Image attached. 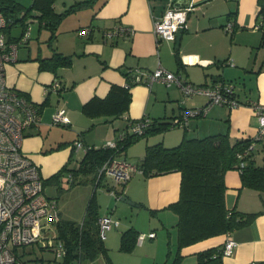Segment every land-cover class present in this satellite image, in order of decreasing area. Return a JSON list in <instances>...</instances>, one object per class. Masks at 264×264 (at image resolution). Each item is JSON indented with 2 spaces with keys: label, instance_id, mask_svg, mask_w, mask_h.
Segmentation results:
<instances>
[{
  "label": "crops",
  "instance_id": "1",
  "mask_svg": "<svg viewBox=\"0 0 264 264\" xmlns=\"http://www.w3.org/2000/svg\"><path fill=\"white\" fill-rule=\"evenodd\" d=\"M80 1L85 0H55L53 8L62 13ZM174 4L191 6L178 45L180 66L176 61L175 41L158 42L153 31L154 18ZM258 9L257 0H91L62 17L57 25V35L50 41L51 30L41 25L36 11H31L30 18L40 24L37 32L40 41L35 47L28 45L30 28V38L21 45L28 48L21 53L18 50L16 61L5 66L6 81L10 86L27 93L38 106L46 99L48 101L40 111L38 124L27 129L23 150L38 164L44 179L68 162L67 170L59 176L62 179L71 169L73 160L79 165L87 147L115 142L128 124V118L152 120L165 116L171 120L185 109L207 102L205 95L183 99L181 89L174 82L153 81L148 85L142 81L131 87V101L123 115H86L82 105L91 97L103 98L111 84L126 83L123 71L129 72L133 80L140 71L144 79L148 72L162 66L201 85L238 77L244 81V87L236 90L242 103L250 99L264 102V54H259L260 57L256 54L253 61L251 58V48L259 44L264 32V18L258 16ZM228 22L233 24L230 33L224 28ZM121 25L131 26L133 32L126 35L108 33ZM82 28H88V32L80 33ZM54 50L71 55V65L58 67L55 71L40 69L39 59L51 56ZM194 69L201 71V78L193 76ZM54 80L61 84V89L51 88ZM61 107L69 122L53 124L52 115ZM119 119L124 122L121 128L117 123ZM225 131L232 139L252 137L257 131L253 109L246 103L233 108L213 105L205 115L190 117L186 130L191 137ZM156 134L152 137L154 141L147 142L145 147L160 141L173 146L183 137L180 130ZM76 140L82 141V148L74 147ZM252 153L257 164H264V140L255 143ZM140 154L139 162L144 153ZM59 178L49 181L56 183ZM225 182L227 207L259 213L250 223L231 231L235 246L231 255L222 258V264H264V191L242 187L240 171L235 168L226 171ZM179 184L178 171L146 177L139 170L125 183L124 195L151 213L158 211L160 217L168 215L174 226L177 215L166 213L164 209L178 199ZM151 231L156 237V231L150 229L148 232ZM226 236L225 233L215 235L182 248L183 262L196 264V252L222 245Z\"/></svg>",
  "mask_w": 264,
  "mask_h": 264
},
{
  "label": "trees",
  "instance_id": "2",
  "mask_svg": "<svg viewBox=\"0 0 264 264\" xmlns=\"http://www.w3.org/2000/svg\"><path fill=\"white\" fill-rule=\"evenodd\" d=\"M54 1L31 0L29 6H24L17 0H0V10L5 15L12 16L15 21L23 20L31 11H36L39 22L43 23L41 25L51 30L50 41L57 35V25L61 18L71 10L85 6L91 0L76 2L62 13L54 10ZM257 4L259 7L257 14L264 18V0H257ZM19 10L24 11L21 17L14 14ZM261 42H264V32H262ZM178 51V47L175 48L176 61L180 66L181 60ZM39 61L40 69L55 71L58 67L71 65L72 56L54 50L51 56L40 58ZM123 73L126 77L124 85L111 84L106 96L103 98L93 96L82 105V111L86 115L90 117L102 115L119 117L128 111L131 101L130 89L138 81L133 80L129 72L123 71ZM217 81L224 82L223 79ZM249 102L250 100H247L243 103L249 104ZM47 103L46 99L39 105V111ZM137 120L139 119L128 118V124L122 131V138L117 137L116 148L104 145L87 148L78 167L73 170L71 175L92 173L91 180L95 186H98L103 177L98 176V171L107 159L117 152L125 150L130 143L140 137L161 133L172 126V119L153 118L148 120V124L141 134L126 132L128 125ZM184 129L186 130V128ZM251 142V137L232 139L225 131L202 137H191L184 133L181 141L173 146H166L161 141L146 145L144 155L138 164V168L144 176H155L171 171L180 173L178 199L167 206L177 215L175 223L176 248L169 264H183L182 248L215 235L231 233L233 229L250 223L259 213L241 212L235 207H227L225 202L227 189L225 173L232 168L240 171L242 187L264 191V164L256 163L252 153L254 148L250 149ZM246 149L248 150L247 154L238 158V152L242 153ZM240 161L244 162L243 167H239ZM67 163L63 164L49 178L44 179V185L49 180H58L59 176L67 170ZM124 186L125 184H121V190L115 191V193L120 196L124 195ZM115 187L116 185L113 184L112 189ZM99 216L92 197L86 207L85 216L80 222L60 217L56 223V229L59 238L62 239L66 247L62 264H81L85 260H94L99 253H102L109 264H112L107 254V248L98 235L97 219ZM139 233L133 226L123 230L120 235L119 249L131 250L137 242ZM222 249L223 244L196 252V264H222L224 257Z\"/></svg>",
  "mask_w": 264,
  "mask_h": 264
},
{
  "label": "built area",
  "instance_id": "3",
  "mask_svg": "<svg viewBox=\"0 0 264 264\" xmlns=\"http://www.w3.org/2000/svg\"><path fill=\"white\" fill-rule=\"evenodd\" d=\"M190 9L189 5L174 4L168 7L161 16L155 17L153 31L156 40L158 42L161 40L175 41L176 34L185 23ZM15 23L12 16H7L0 10V264H26L22 257V248L31 244H36L39 248L50 249L56 258L63 261L66 247L56 229V223L60 219L57 199L44 193V178L40 168L22 147L27 129L38 124L40 120L39 106L31 100L28 94L10 86L6 81V64L16 61L18 48L30 38L28 23L21 36L17 38L11 36L9 29ZM224 28L231 32L233 24L228 22ZM87 32L88 28L80 30L82 34ZM132 32L131 26L121 25L108 33L126 35ZM135 80L144 81L148 85H151L153 81H162L166 84L174 82L181 89L183 96L202 94L207 97L204 105L185 109L180 116L173 118L172 126L187 129L190 117L205 115L213 105L233 108L243 104L235 95L231 84L216 81L211 85H195L162 66L148 72L144 79L139 71ZM60 87L61 84L57 80L51 84L53 90ZM248 105L253 109L257 119V131L251 137L250 144V149H253L257 141L264 140V102L250 100ZM148 120L147 117L139 118L128 125L126 132L141 134ZM68 122L69 118L64 108H58L53 113V124L65 125ZM122 136L123 132L118 138ZM116 142L107 141L104 146L116 148ZM74 147L82 148V141H74ZM247 152V149L242 153L238 152V158ZM243 165L244 162L240 161L239 167ZM136 171H139L137 164L113 155L101 165L98 176L112 179L115 185L125 184ZM119 223L118 220L112 218L111 214L99 216L97 219L99 237L102 240L105 239L106 232L113 226H118ZM226 235L222 249L223 256L231 255L235 246L230 233ZM154 236L153 231L140 232L137 236V243H142L146 237Z\"/></svg>",
  "mask_w": 264,
  "mask_h": 264
},
{
  "label": "rangeland",
  "instance_id": "4",
  "mask_svg": "<svg viewBox=\"0 0 264 264\" xmlns=\"http://www.w3.org/2000/svg\"><path fill=\"white\" fill-rule=\"evenodd\" d=\"M17 1L24 6H29L31 3V0ZM14 14L21 17L24 11L19 10L14 12ZM30 19L34 21L30 22ZM27 23L29 32L31 28V39L28 45L35 47V44L40 41L39 35L37 34L40 24L36 19L30 18L29 14L24 20H17L16 23L10 27L9 34L15 37L21 36ZM228 32L230 33V31ZM24 47L26 46H20L18 48L20 53L28 48ZM251 51V58L253 61L256 54L258 56L259 54H264V42L260 40L259 44H255L254 47L251 48ZM193 76L195 78H201V71L194 69ZM224 82L226 84H231L235 93L236 90L240 91V88L244 87V81L238 77L228 81L224 80ZM198 83L199 82H195L193 84L201 85ZM203 96L204 95L201 94H195L194 96L185 97L182 94L183 99ZM250 100L256 101L254 99ZM175 108H177V105ZM161 115H164V112H162ZM162 117L167 118L165 116ZM117 123L120 125V128L124 126V122L121 119H119ZM167 130L168 132L170 130H180L182 134L186 133L188 136L190 135L186 132L187 129L185 130L180 126L168 128L165 131ZM156 135L157 134H148L147 136H142L130 143L125 150L119 153L117 152L115 155L121 159L124 158L131 163L137 164L140 158L139 155H141L140 153H144L145 151V144L154 141L152 137ZM175 143L177 144V142ZM70 165L71 169H69L64 178H59V181L56 183L47 181L44 185V193L47 196L57 198L58 207L61 211V218L80 222L85 216V210L90 198L93 197L99 215L111 214L112 218L120 222L119 226H113L108 230L105 239H103V243L107 248V254L112 264L170 263L176 248V227L175 225L173 226V222H170L171 220L168 215H162V217H160L158 211L154 214L144 207L132 205L121 200L120 195L115 193V191L121 190V184H116V187L112 189L114 182L110 178L103 176L101 178V184L95 186V183L91 180L93 176L92 173H74V175H71L73 170L77 168L78 163L73 160ZM112 190L114 192H112ZM164 210L166 213L174 212L169 208ZM130 226H133L138 231H144L145 233H148L150 229H154V231H156V237H146L142 243L136 242L129 251L121 250L119 249L121 232ZM22 257L26 264H62V260L56 258L50 249L39 248L36 244L23 247ZM81 264H109V262L102 253H99L94 260H85ZM183 264H188V262L184 261Z\"/></svg>",
  "mask_w": 264,
  "mask_h": 264
},
{
  "label": "water",
  "instance_id": "5",
  "mask_svg": "<svg viewBox=\"0 0 264 264\" xmlns=\"http://www.w3.org/2000/svg\"><path fill=\"white\" fill-rule=\"evenodd\" d=\"M181 32H182V28H180L176 34V38H175V47L177 48L178 45H179V41H180V36H181ZM120 199L129 203V204H132V205H138L136 204L134 201H132L129 197L125 196V195H122L120 196Z\"/></svg>",
  "mask_w": 264,
  "mask_h": 264
}]
</instances>
